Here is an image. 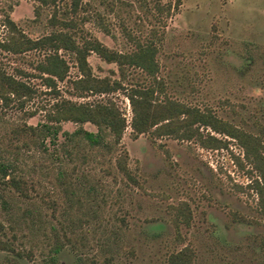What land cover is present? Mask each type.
<instances>
[{
	"label": "rangeland",
	"instance_id": "obj_1",
	"mask_svg": "<svg viewBox=\"0 0 264 264\" xmlns=\"http://www.w3.org/2000/svg\"><path fill=\"white\" fill-rule=\"evenodd\" d=\"M106 1L112 4L82 0L88 5L74 15L65 12L66 0L54 6H39L35 0H0V19L7 14L24 35L35 39L65 29L50 21L54 13L55 19L75 21L68 31L78 42L96 38L119 52L132 48L128 35L134 41L152 40L157 46L156 75L163 84L159 98L207 110L259 135L264 144V0ZM94 11L101 19L80 20L82 14ZM3 33L0 26V37ZM58 53L68 65L66 78L56 82L61 97L74 101L109 97L120 107L126 122L120 149L127 153L136 183L123 180L107 159L102 164L79 165L76 176L83 174L74 184L80 202L67 204L63 186L56 185L53 212L46 203L50 184L43 178L29 199L0 189V199L5 200L0 202V239L8 240L15 250L0 251V262L108 264L105 259L110 258L112 264H165L168 253L186 246L193 252L192 264H264V221L250 188L256 173L237 142L203 127L198 129L203 137L212 134L224 139L225 145L214 148L194 139L152 138L148 133L132 137L131 111L123 94L72 95L69 81L78 74L73 56L64 50ZM41 57L42 51L19 56L0 51V65L11 74L16 69L36 73L32 65ZM86 60L94 76L119 77L115 64L93 52ZM123 77L125 85L150 82L138 69H125ZM23 79L41 92L24 106L32 116L12 110L2 114L1 145L10 136L11 122L42 123L54 101L44 94L47 89L38 77ZM81 126L95 131L89 123ZM60 127L71 132L77 125L62 122ZM57 139L62 136L58 134ZM29 165L34 181L40 179L41 170ZM180 208L189 216L186 225L175 220ZM67 219L74 220L68 234L71 241L75 239L76 249L65 246L53 252L56 240L64 242Z\"/></svg>",
	"mask_w": 264,
	"mask_h": 264
},
{
	"label": "trees",
	"instance_id": "obj_2",
	"mask_svg": "<svg viewBox=\"0 0 264 264\" xmlns=\"http://www.w3.org/2000/svg\"><path fill=\"white\" fill-rule=\"evenodd\" d=\"M35 1L39 6H54L62 0ZM66 2L65 12L74 15L88 5L82 0H66ZM99 4L105 6L112 3L99 0ZM91 17L101 19L99 13L94 11L89 15L82 14L80 20L87 21ZM50 21L53 24L56 21L65 29L50 31L46 35L31 39L24 35L7 14L0 19V26L4 29L0 37L1 52L19 56L29 51H42V57L32 65V70L36 73L16 69L15 74H11L0 65V109L3 110L0 112V121H3L2 114L8 110L21 112L25 117L33 115V112L24 111V106L41 91L37 93V89L23 78L38 77L47 89L43 91L44 94L51 95L54 100L49 105L42 123L31 125L25 121L11 122L10 136L6 137L4 145L0 144V189L29 199L30 191L36 192L35 184L43 178L50 184V193L46 191L48 197L46 203L53 212L56 210L54 196L56 185L63 186L67 204L80 202L74 184V181H79L83 174L81 173L80 177L76 176L79 165L89 162L102 164L107 159L123 180L136 183L127 166V153L120 149V139L126 122L117 103L109 97L74 101L61 97L58 93L56 82L66 78L68 69L67 63L58 53L59 50H64L72 54L78 73L69 81L71 94L82 98L89 95L122 93L131 111L129 127L132 137L148 133L152 138L168 136L181 140L194 139L201 145L214 148L225 145L224 139L212 134L206 133L203 137L198 130L199 127H203L215 134L233 138L242 149L244 160L256 173V177L250 181V188L256 195V205L264 221V144L259 135H253L221 120L207 110H200L166 96L159 98L158 95L163 93V84L156 75L157 46L154 41H134L128 35V38L133 40L132 48L129 51L119 52L108 48L96 38H84L81 42L75 40L74 35L68 31L75 26L72 18L65 21L58 20L53 13ZM90 52L106 63L115 64L119 77L110 79L94 76L86 60ZM127 68L140 70L150 82L123 84L124 70ZM62 122H72L77 127L71 132L62 131L60 127ZM84 123L93 125L95 131L84 129L81 126ZM58 134L62 136L61 140L57 139ZM80 149L84 152H79ZM30 151H33L35 156L29 155L28 158ZM27 158L31 165L27 163ZM28 165L31 169L37 166L41 170L40 179L34 181ZM86 180L84 177L83 181ZM0 202L5 203V200L0 199ZM79 218L77 217V220L80 221ZM175 218L176 221H182L186 225L189 216L180 208V214ZM67 222L63 229L64 242L56 240L51 251L58 252L65 246L72 250L76 249L75 239L71 241V234H68L71 233L74 220L67 219ZM52 228L54 229L53 226ZM0 251L15 250L8 240L0 239ZM15 254L19 256L18 252ZM192 259V250L184 246L168 253L165 264H192ZM105 260L108 264H112L110 258ZM0 264L4 263L0 262Z\"/></svg>",
	"mask_w": 264,
	"mask_h": 264
}]
</instances>
